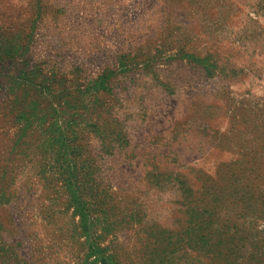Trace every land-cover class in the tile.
<instances>
[{"label":"rangeland","instance_id":"374dc122","mask_svg":"<svg viewBox=\"0 0 264 264\" xmlns=\"http://www.w3.org/2000/svg\"><path fill=\"white\" fill-rule=\"evenodd\" d=\"M213 251L264 264V0H0V264Z\"/></svg>","mask_w":264,"mask_h":264},{"label":"trees","instance_id":"16d2710c","mask_svg":"<svg viewBox=\"0 0 264 264\" xmlns=\"http://www.w3.org/2000/svg\"><path fill=\"white\" fill-rule=\"evenodd\" d=\"M234 248H236V247H234ZM241 249H243V246H241ZM212 254H213L214 257L209 260V264H227L226 263L227 261H225V259L222 258L221 252L220 253H216V251H213ZM246 255L241 257V258L242 259H245V258L247 259ZM160 260L163 261L162 264H164V260L165 259H160ZM168 262H169V264H179V263L175 262L173 260V258L171 260H169ZM143 264H146V262H143ZM147 264H156V260L155 261H151L150 263L147 262Z\"/></svg>","mask_w":264,"mask_h":264}]
</instances>
